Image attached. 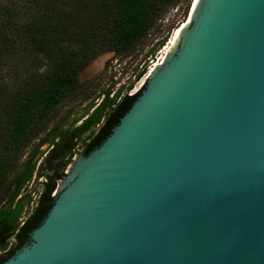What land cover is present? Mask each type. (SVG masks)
Listing matches in <instances>:
<instances>
[{
  "label": "water",
  "instance_id": "water-1",
  "mask_svg": "<svg viewBox=\"0 0 264 264\" xmlns=\"http://www.w3.org/2000/svg\"><path fill=\"white\" fill-rule=\"evenodd\" d=\"M53 200L3 264H264V0H197Z\"/></svg>",
  "mask_w": 264,
  "mask_h": 264
},
{
  "label": "trees",
  "instance_id": "trees-1",
  "mask_svg": "<svg viewBox=\"0 0 264 264\" xmlns=\"http://www.w3.org/2000/svg\"><path fill=\"white\" fill-rule=\"evenodd\" d=\"M179 1L0 0V71L12 68L23 77L12 88L0 82V264L28 244L46 218L57 182L79 145L85 156L96 149L144 84L118 103L120 93L108 92L91 114L75 117L68 125L62 122L42 137L50 116L76 95L88 65L107 52L131 54ZM45 144L53 145L46 155L40 151Z\"/></svg>",
  "mask_w": 264,
  "mask_h": 264
},
{
  "label": "rangeland",
  "instance_id": "rangeland-1",
  "mask_svg": "<svg viewBox=\"0 0 264 264\" xmlns=\"http://www.w3.org/2000/svg\"><path fill=\"white\" fill-rule=\"evenodd\" d=\"M191 2L192 0H180L176 6L168 8L151 29L146 39L138 43L131 54L116 55L113 52H107L88 65L79 77L80 85L76 90V95L68 97L56 108L48 120V130L42 137L62 122L68 125L75 117L83 115L86 117V114H91L92 110L101 103V100L108 92L114 94L127 90L129 93L139 86L153 63L161 58L163 48L169 42L174 30L187 19ZM176 48L177 45L169 53V58ZM43 70H45L44 66L39 72L41 73ZM143 70L146 73L140 79H137L136 76ZM12 71V68L7 67L0 71V82H2L4 87H15L23 78L17 77ZM19 74L22 75V72H19ZM129 86L132 88L131 91L128 89ZM133 93H136V91H133ZM48 149V144H45L40 148V151L45 154ZM79 154L81 152L77 153V155ZM39 163L40 161H38ZM34 179L28 185L30 190L35 187ZM41 181L42 179H39L37 183ZM58 183L59 181L57 185Z\"/></svg>",
  "mask_w": 264,
  "mask_h": 264
},
{
  "label": "bare ground",
  "instance_id": "bare-ground-1",
  "mask_svg": "<svg viewBox=\"0 0 264 264\" xmlns=\"http://www.w3.org/2000/svg\"><path fill=\"white\" fill-rule=\"evenodd\" d=\"M196 2H197V0H193L192 5H191V9H190V11H189V15H188L187 19H186V20H185V21H184V22H183L178 28H176V29L174 30L173 35H172V37L170 38L169 42H168L167 45L163 48V54H162L161 58H160L158 61L154 62L153 65L150 67V69H149V71H148V73H147V75H146V77H145L146 79H147L150 75H152V73L156 70V68H157L158 66L162 65V64L165 62V60H166V58L168 57L169 53H171V52L173 51V49L176 47L177 42H178V40L180 39V36H181V34H182V30H183V28H185V27L188 25V23H189V20H190V17H191V15H192V12H193V9H194V6H195ZM145 78L142 79V81L140 82V85L138 84L139 86H137V87L135 88L134 92H135V91L138 92V90H139L140 88H142V86H143V84H144V82H145V81H144Z\"/></svg>",
  "mask_w": 264,
  "mask_h": 264
},
{
  "label": "flooded vegetation",
  "instance_id": "flooded-vegetation-1",
  "mask_svg": "<svg viewBox=\"0 0 264 264\" xmlns=\"http://www.w3.org/2000/svg\"><path fill=\"white\" fill-rule=\"evenodd\" d=\"M132 90V88H130L129 89V91H131ZM134 91V90H133ZM132 92V91H131ZM131 92H127V90H125V92H117V93H120L119 94V96H118V98H117V100H116V102L115 103H118L125 95H127V96H133V95H131ZM110 98H113V96H111ZM103 99H104V97H103ZM103 99L101 100V101H103ZM86 118H82L80 121H78V122H76L75 123V126H78V125H80L81 123H82V121L83 120H85ZM77 123H79L78 125H76ZM99 127V125H97V128ZM85 140V139H84ZM85 141H87V142H89L88 141V138L85 140ZM49 146V145H48ZM53 149V145H51V146H49V149H48V151L45 153V155L50 151V150H52ZM84 150H85V148H84V146H82V144H80L79 145V149H77V153L78 152H81L83 155H84ZM77 153L73 156V158L77 155ZM44 155V156H45ZM73 158L71 159V162H72V160H73ZM68 167V166H67ZM67 167H66V169H67ZM66 169H65V171H66ZM65 171H64V174H65Z\"/></svg>",
  "mask_w": 264,
  "mask_h": 264
},
{
  "label": "built area",
  "instance_id": "built-area-1",
  "mask_svg": "<svg viewBox=\"0 0 264 264\" xmlns=\"http://www.w3.org/2000/svg\"><path fill=\"white\" fill-rule=\"evenodd\" d=\"M133 90H135V88H134ZM133 90H132V92H131V95H134ZM139 90H140V89H139ZM139 90H138V91H139ZM136 93H137V92H136ZM136 93H135V94H136ZM111 96H112V95H110V97H111Z\"/></svg>",
  "mask_w": 264,
  "mask_h": 264
}]
</instances>
